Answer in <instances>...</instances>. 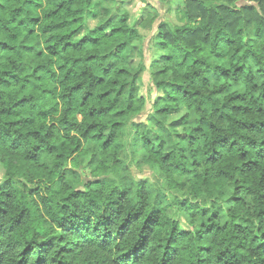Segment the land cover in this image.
Instances as JSON below:
<instances>
[{
  "label": "trees",
  "instance_id": "1",
  "mask_svg": "<svg viewBox=\"0 0 264 264\" xmlns=\"http://www.w3.org/2000/svg\"><path fill=\"white\" fill-rule=\"evenodd\" d=\"M90 4L0 0V264H264V0H186L152 73L162 133L134 124L127 145L141 98L122 53L137 31L121 14L77 37ZM180 105L186 137L163 123ZM87 141L101 174L78 187L68 162ZM128 147L168 179L201 162L196 195L233 184L226 220L186 199L181 230L163 192L128 175Z\"/></svg>",
  "mask_w": 264,
  "mask_h": 264
},
{
  "label": "rangeland",
  "instance_id": "2",
  "mask_svg": "<svg viewBox=\"0 0 264 264\" xmlns=\"http://www.w3.org/2000/svg\"><path fill=\"white\" fill-rule=\"evenodd\" d=\"M185 4L186 0H91L86 21L77 37L84 36L89 30L103 25L109 19H117L121 14H127L128 23L134 26L137 31V37L122 53L125 65L133 71L138 70L139 72L137 87L138 95L141 98L140 107H137L128 116V123L121 138L126 145L132 138L131 132L134 124H146L152 136L162 133V130H159L157 126L150 125V117L155 113V105L164 104L162 101L159 102L163 91L156 86L152 73L157 61L168 52L167 49L160 46L165 36L164 33H171L175 26L184 23ZM103 51H108V49ZM95 68L97 69L96 66ZM164 116L163 123L172 133H177L181 137L190 134L194 123L185 106L180 105L176 110L169 111ZM185 116L187 119L181 122V118ZM80 119L81 117L78 115V120ZM94 148L95 145L92 142H83L79 151L69 160L68 165L73 172L66 177L68 183L80 187L83 180L101 174L96 169ZM145 154L142 147H138L136 150L128 147L124 153L125 161L129 166L128 175L163 192L169 202L168 212L178 222L181 230H188V215L181 207L182 202L186 199L193 198L192 200H199L200 204L206 203L208 207L219 212L222 220H226V208L229 206V202L225 199L224 193L233 192V184H224L221 189L222 193L218 191L209 193L211 191L200 190L198 192L202 194L196 195L197 192L191 190L190 180L194 174L201 172V162H198L196 170L186 177L176 174L168 179L165 178L164 171L155 162L147 158L145 160ZM7 172L8 165L0 157V183L6 179ZM168 180L171 183H168ZM15 181L28 183L27 179H15ZM32 182L37 184L38 179H34ZM240 194L245 204L251 207L250 197L243 192Z\"/></svg>",
  "mask_w": 264,
  "mask_h": 264
}]
</instances>
